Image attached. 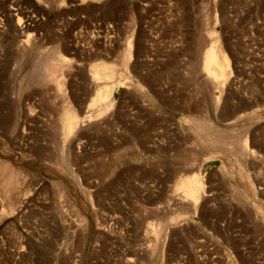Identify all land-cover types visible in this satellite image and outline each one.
<instances>
[{"label": "rangeland", "instance_id": "374dc122", "mask_svg": "<svg viewBox=\"0 0 264 264\" xmlns=\"http://www.w3.org/2000/svg\"><path fill=\"white\" fill-rule=\"evenodd\" d=\"M27 20L28 40L14 39ZM214 37L232 77L221 113L200 74ZM59 56L73 67L51 78ZM100 63L122 80L119 119L69 148L63 107L97 115L112 83L93 79ZM138 95L174 120L147 117ZM262 142L264 0H0V264H264ZM192 174L208 193L198 212L174 188Z\"/></svg>", "mask_w": 264, "mask_h": 264}, {"label": "bare ground", "instance_id": "6f19581e", "mask_svg": "<svg viewBox=\"0 0 264 264\" xmlns=\"http://www.w3.org/2000/svg\"><path fill=\"white\" fill-rule=\"evenodd\" d=\"M7 9H9V8H7ZM6 14L9 17H11L10 16L11 15L10 12H7ZM28 21L29 20L23 21L22 23H17L15 26H13V27L10 28L12 34L14 35V39H16V38L17 39L25 38L26 40H28L27 36H25L26 35L25 33L27 31H29L30 28H31L30 21H29V23H28ZM19 43H21V45L19 47H17L18 48V51H22L28 45L27 44V41H21L20 40ZM129 45H130V43H128V48L124 51V53L122 55V58H121V61L126 66V70L129 69L128 68V63H130V61L132 59V53H131V49H130V46ZM75 48L76 47H75L74 43L69 42L66 45V47H65V52L66 53H70L69 51L70 50L74 51ZM122 52H123V50H122ZM55 62H57L58 64H54V65L51 66V69H52L51 72H50L51 78H54L55 77V74L59 71V69H60V66H59L60 63L63 64V65H65L66 67H70V68L73 67V63L71 61H68L65 58H62L60 56L57 59V61H55ZM201 64H202V68H201L202 70L200 69L201 70L200 74L202 75V80L201 81L207 86L208 89L211 90V92L212 91L213 92L214 91L220 92V97L215 100V111L218 112V113H221V111L226 106V100L224 99V93L226 91V86H227V89L230 88V86L232 84V77L228 76L229 64H228V61H227V56L222 51V48L220 46V43H219V41L217 39H215V37H214V39L212 38V40H210L209 46L204 51V54H203V57H202V63ZM201 64H200V67H201ZM92 71H93V75H94L93 76V79L95 81H98L99 79H102L103 78V79L108 80V82L111 81L112 83H111V86L110 87H107L103 92H100V91L96 92L92 104H96V105L97 104H100L101 106H99L100 109L97 110V112H98L97 115H94L93 114L91 116H88V119H84V117L79 118L78 115H77V113H76V110L72 106V102H73L72 100H74V99L72 97H71L72 98L71 101L68 99L69 100L68 101V104L65 107H63L64 110H63L62 115H61V133H62V137L64 139V142H66V144H67V146L69 148H72V146L74 144V138L76 137V136H74L75 133L76 134H79L82 131H86V132H90L91 133V131L92 132L93 131H98L101 128L106 129V128H108L109 125L116 124V121L119 119V117L117 115L118 113L116 112V110L113 109V110H115V112L112 110V106L114 104L112 103L113 101L111 100V98L113 96V91H112L114 89L113 86L114 85H116V86L117 85H120L121 84V81H122L121 79H119V77H117L118 74L116 72V69H114L112 66L106 65L104 63H100V64H95L92 67ZM131 71H133V70H131ZM129 75H131V74H129ZM131 76H133V75H131ZM134 77H136L141 82H146V84L148 82L151 83L150 80H149V78H148V76H143L141 74H135ZM69 80H71V78L68 75L67 77H65V82L64 83L67 84V82ZM124 80H125V83L123 82V84H125V85H130L132 83V82L131 83L129 82L130 81V76L124 77ZM55 82H56V84H57L58 87H61V83L59 82V80L56 79ZM95 88H91L90 90L96 91ZM152 90H153V96H154V93H155L154 90L155 89H152ZM133 98H134V96H133ZM136 98L138 100H140L139 103H136L137 107L139 109H141L140 111L144 112V114H146V116L149 117V118H151L152 120H156V119H159V118H163V119H166V120H174L173 116L170 115V114L157 113V112H155L154 111L155 109H153V106L150 104V102L148 103V102H145L144 101L148 97H146V98L144 97L145 99L143 98L144 100H141V97L138 95V96H136ZM66 100H67V98H66ZM134 107H136V106H134ZM95 108L98 109V107H95ZM180 110L183 113H188L189 112L188 115L189 114L190 115L188 117L191 116V113H190L189 110L185 111L183 108L180 109ZM80 113H82V112H80ZM22 115H24V112H23ZM123 127H125V126H123ZM94 134H95V132H94ZM150 137L151 136L143 137L144 138L143 140L142 139H139V137H138L137 139L135 138V141L138 143V145H140L141 149L143 148L144 150H147L148 151V149L151 148L149 146V144H150V141H149L150 140ZM222 137H224V136H222ZM220 138L221 137H215L214 136V138H213L214 139V142L215 143L217 142V143L220 144V142L223 141ZM224 141L227 142L228 140H225L224 139ZM222 143H225V142H222ZM244 143H245V141H244ZM250 143L253 146H255V147L257 146V143L255 142L254 139H252ZM219 144L217 145V147L218 146L220 147L221 144L220 145ZM226 144H229V143H226ZM226 144H224V145H226ZM224 145H222V147ZM240 145H241V143H240ZM248 146L249 145H247V147ZM227 147H230V145L227 146ZM260 147L261 148H264V142L260 143ZM151 149H153V148H151ZM227 149H229V148H227ZM242 150H243V152H242L243 155L246 156V157L248 155H250V153H251L249 151V149L246 148L245 144L244 145L243 144L241 145V151ZM147 151H146V153H147ZM238 151H240V150H238ZM240 160H241V158H240ZM242 161H244V160H242ZM174 188L176 189L177 192H180L181 193L180 197H182L184 199V200H181L180 201V204L183 205L184 203H186V201H189L191 203V205L188 206L189 207L188 209L193 210L195 212L196 211L198 212V210L205 203V200L208 197V193L206 191V188H204V186H203V179L199 175H197V174H192V175H188V176H185L183 178H180Z\"/></svg>", "mask_w": 264, "mask_h": 264}]
</instances>
